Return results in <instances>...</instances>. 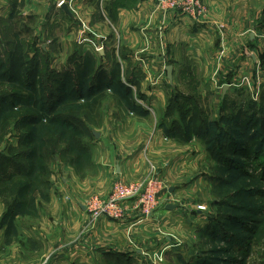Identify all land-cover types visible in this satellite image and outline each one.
<instances>
[{"label": "rangeland", "instance_id": "1", "mask_svg": "<svg viewBox=\"0 0 264 264\" xmlns=\"http://www.w3.org/2000/svg\"><path fill=\"white\" fill-rule=\"evenodd\" d=\"M32 1L41 7H37V12L31 10V14L21 16V27L11 38L14 43L17 35V41L24 46L28 57L35 56L41 61L39 105L36 107L28 98L26 83L0 84V101L12 93L27 98L17 107L13 102L0 105V165L18 169L10 163L21 155L34 152L49 158L50 169L53 166L58 172L55 176L59 180L80 179L84 184L96 178L99 180V177L108 180L109 177L116 178L117 173H106L103 168L100 175L95 157L109 135L116 144L111 148H116L119 156L124 155L125 150L127 156L133 155L126 143L129 134L130 140H135L133 145H138L132 146L134 155L140 158L142 154L138 163L143 164L147 174L136 181L124 177L112 179L111 190L115 183H139L153 172L163 185L159 196L161 206L153 215H128L126 220L131 221L129 230L133 233L129 235L133 237L129 238L132 241L130 248L125 250L120 243L112 244L108 240L116 236L112 230L97 228L102 222L110 225L113 220L100 218L94 221L87 212L90 201L94 198L107 200L110 194L104 197L97 193L86 194L83 202L86 207L85 234H97L99 242H90L84 255L72 259L69 264H264V0L233 1L244 27L239 39L236 31L228 32L225 25L220 26L219 31L224 34L218 39L214 32L211 41L206 43L207 51L201 49L200 42L194 44L188 55L192 60L177 65V75L173 76L172 82L166 76L164 81L139 83L137 96L146 90L156 95L154 98L148 94L141 99V107L155 109V113L151 111L152 115H146L142 129L141 120L137 127L136 115L129 114V108L137 106L135 96L131 101L123 90L115 96V88H110L112 83L98 97L82 99L81 103L77 99L64 100L62 95V98L58 96L57 74L63 77L70 71L71 77L76 78L83 69L89 68L92 73L98 67L71 62L83 52H78L77 34L71 35L70 39L65 37L68 31L61 25L66 18L60 14V1L54 6V0ZM30 5L25 0L13 1L17 14ZM203 5L206 13L195 19L188 16L195 21L207 18L209 11ZM56 13H59L58 24L53 22L54 28L47 34L42 27L49 15ZM232 14L229 5L223 18L230 20V25L234 24L235 15ZM217 16L214 15L220 19ZM33 26L40 31L35 32ZM12 42H0V55L5 61L13 49ZM206 52L208 58L220 52L219 64H214L211 59L198 62ZM72 84L74 89L63 90L61 94L71 96L79 87L75 79ZM118 84L125 86V82L114 83ZM132 89L137 91L134 86ZM42 104L47 105L42 120L35 125L24 123L27 116L41 115ZM112 107L116 110L109 114ZM130 123L136 124L139 136L134 137L130 129H126ZM155 123H163L170 137L164 139L162 150H158L159 160L154 159L158 151L152 152V143L145 144L144 140L151 136ZM200 130L207 140L197 135ZM229 146L233 147V154L228 153ZM219 158H223L222 162ZM168 169L172 171L171 175L167 173ZM136 249H140L138 254Z\"/></svg>", "mask_w": 264, "mask_h": 264}, {"label": "crops", "instance_id": "2", "mask_svg": "<svg viewBox=\"0 0 264 264\" xmlns=\"http://www.w3.org/2000/svg\"><path fill=\"white\" fill-rule=\"evenodd\" d=\"M13 1L0 0V42H10L13 39L11 36L13 37L14 32H18L21 27V16L31 14V10L37 12V7H41L32 0H25L31 5L25 6L24 12L17 14L13 9ZM58 1L61 3L62 13L59 12L60 9L58 12L63 19L66 18L61 23L62 28H67L68 31L65 37L70 39L71 35L79 36L77 48L80 54L83 52L79 55V63L85 66L96 64L97 70L102 69L109 82H125L128 88L123 90L125 96L131 101L135 96L138 102L135 108H129V114L136 115L137 127L138 120H141L140 129L145 127L146 115H152L151 111L155 113V109L147 110L146 106L141 107V99L146 98V95L155 98L156 95L146 90L140 91L141 96H137L139 83L164 81L168 66L173 67V76L177 75V65L186 64L188 59L192 60L188 55L191 54L194 44L198 45L200 42L203 46L201 49L207 51L206 43L211 41L214 32H217L215 35L218 39L224 34L219 31L220 26L225 25L228 32L236 31L237 39L244 30L234 0H203L209 15L200 21L180 12L164 13L158 8L155 0H54L52 6ZM229 5L233 11L232 15H235L232 25L229 24L230 20L223 18ZM59 13L55 16L49 15L50 18L42 27L44 32L49 34L54 28L53 22L58 24ZM214 15H218L220 19H216ZM35 23L36 20L34 25ZM35 26L33 30L38 33L40 30ZM202 59L206 62L211 59L214 64H219L220 52L212 55V58H208L206 52L205 56H200L198 62L202 63ZM133 86L137 91L132 89ZM113 91L117 96L122 90ZM99 95L100 92L91 99ZM112 110L116 109L112 107L108 113L112 114ZM136 124L130 123L126 126L134 137L139 136ZM119 126L118 130L121 129ZM151 126L149 124V127ZM164 126L163 123H155L151 128V136L144 138L145 144L152 143V152L162 150L164 139H170ZM127 140L133 155L127 156L125 150L124 155L119 156L116 148H111L116 144L109 135V143L106 141L100 154L95 157L98 159L97 168L100 175L104 168L106 173H117L116 178L112 177L114 180H122L124 177L136 181L146 176V168L138 163L142 154L138 158L139 155L136 156L133 152L132 146L138 145H133L135 140L131 141L129 134ZM160 155L159 151L156 152L154 159L159 160ZM130 157L132 160L128 161ZM16 162L17 166L24 168L9 169L5 174L0 173V264H69L72 259L82 257L86 246H91L90 242H99L97 234H85L86 207L83 202L86 196L92 193L101 197L108 196L112 186L111 177L108 180L99 177V180L96 178L84 184L80 179L59 180L55 176L58 172L53 170V166L50 169V163L47 171L36 172L28 169L29 164L25 165L29 163L28 158L18 157L10 164L15 165ZM169 170L167 173L171 175L172 171ZM130 222L126 220L119 225L113 221L109 222L110 225L102 222L97 228L112 230L116 236L108 240L112 244L120 243L125 250L130 248L133 237L132 231L129 230ZM111 225L113 226L109 227ZM139 250L136 249L135 252L138 254Z\"/></svg>", "mask_w": 264, "mask_h": 264}, {"label": "trees", "instance_id": "3", "mask_svg": "<svg viewBox=\"0 0 264 264\" xmlns=\"http://www.w3.org/2000/svg\"><path fill=\"white\" fill-rule=\"evenodd\" d=\"M15 40L14 43L12 42V39L10 42L13 43L12 51L8 55V60L5 61L4 58L0 55V84L1 83H9V84H22L26 83L27 84V95L28 98L33 100L32 104L35 103V106L37 107L39 105V101L37 100L39 96V91H38V79L40 75V70H41V61L37 59V57H28L27 53L24 51V46L17 41V35L14 36ZM79 55L75 56V58L71 61L72 63H75L77 61L79 63ZM78 63H76L78 65ZM84 67H88L85 65H82ZM92 66V65H90ZM7 67V69H5ZM95 71H97L96 75L94 74ZM91 73L89 68L83 69L80 74H78L79 77L72 78L70 71L66 72L63 74V77H61L60 74H57L55 77V80L58 81L57 83L60 84L58 96L64 100L66 99H71L75 100L78 102L80 100H90L96 93L101 92L106 86H110L112 82H109L106 80L105 72L102 69L95 70ZM88 78H92L91 81H88ZM77 80L79 87L77 90L73 91V94L70 96V94L64 95L61 94V92L70 91L73 88L72 82ZM88 79V80H87ZM110 86L115 88V89H121V90H127L128 88L126 86H120L121 84ZM62 95V97H61ZM55 98V96H52V99ZM27 98L25 95H20L17 93H12L9 95V97H3V100L0 101V105H7L10 102H13L15 107L18 106V104H23L25 103V100ZM67 100V101H68ZM66 102H63L62 105L66 104ZM84 101V102H85ZM46 104H42L41 109H39V112L41 115H34V116H27L24 120V123L29 124V125H35L40 120L43 118L42 112L46 110ZM50 109L53 108V105L51 106V102L49 103ZM67 120V119H65ZM197 135L202 138L207 140V136L203 133L202 130L200 132H197ZM228 153L233 154L234 150L232 146L228 147ZM213 156L215 158H218L215 156L213 153ZM19 157H24L29 159V167L30 171H40V170H45L47 171L48 169V157L44 156L42 157L41 154H36L34 152L26 153V155H21ZM223 158H219V161L222 162ZM39 160V161H38ZM37 163V164H34ZM7 164V163H6ZM25 164V165H28ZM5 164L0 165V173H4L9 170ZM13 166H17L16 164ZM10 167V166H9ZM18 169H23L24 167L17 166ZM17 169V170H18Z\"/></svg>", "mask_w": 264, "mask_h": 264}, {"label": "built area", "instance_id": "4", "mask_svg": "<svg viewBox=\"0 0 264 264\" xmlns=\"http://www.w3.org/2000/svg\"><path fill=\"white\" fill-rule=\"evenodd\" d=\"M158 8L164 12H180L194 19L206 13L202 0H156ZM163 185L157 173L137 183H115L107 200L94 198L87 205L92 220L100 218L113 221H126L128 215L139 214L149 217L161 206L159 200ZM166 207V205H165Z\"/></svg>", "mask_w": 264, "mask_h": 264}, {"label": "water", "instance_id": "5", "mask_svg": "<svg viewBox=\"0 0 264 264\" xmlns=\"http://www.w3.org/2000/svg\"><path fill=\"white\" fill-rule=\"evenodd\" d=\"M166 71H167L168 79L170 80V82H172L173 81V67L172 66H168ZM225 91H226V89H225ZM96 137H98V135H96Z\"/></svg>", "mask_w": 264, "mask_h": 264}]
</instances>
